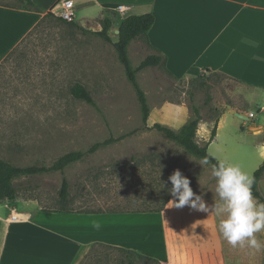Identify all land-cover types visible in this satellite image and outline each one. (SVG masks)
Instances as JSON below:
<instances>
[{
	"label": "rangeland",
	"instance_id": "rangeland-1",
	"mask_svg": "<svg viewBox=\"0 0 264 264\" xmlns=\"http://www.w3.org/2000/svg\"><path fill=\"white\" fill-rule=\"evenodd\" d=\"M75 2L76 22L88 31L49 15L0 64V157L20 166L51 165L70 151L86 152L96 142L111 137L117 140L87 153L63 172L16 179L21 188L18 199H31L36 209L51 211L144 210L151 203H158V193L171 195L169 177L180 169L189 177L194 192L215 201L212 166L200 165V159L161 132L144 127L138 97L114 47L118 39L116 30L124 15L104 11L86 0ZM0 4L16 6L20 0H0ZM52 8L48 12L53 13ZM105 17L114 21L109 31L112 41L95 33L102 30L101 20ZM154 52L143 39L134 40L129 46L134 67ZM203 75L210 84L209 104L204 89L191 84L193 78L175 77L162 67L138 72L151 108L148 126L159 122L172 128L184 118L193 117L194 92L193 103L200 107L202 121H207L203 127L208 124L213 128L219 111L230 106L248 109L244 98L247 94L250 101L255 99L251 108L256 117L246 120L229 113L227 123L223 122L219 128L218 139L209 145V152L239 163L254 175L264 162V133L257 135L261 131L249 129L253 120L264 122V110L260 111L264 106L263 92L206 70L200 76ZM76 83L90 90L97 106L72 94L71 87ZM244 122L245 128H241ZM198 140L205 142L199 137ZM64 176L71 186L68 203H63L59 195ZM260 190L264 191V175ZM126 213H134L127 217L131 218L127 223L142 233L136 241L144 233L149 236L150 247L159 248L162 227L158 214ZM134 259L137 264H160ZM80 264L129 263L125 252L112 246L94 245Z\"/></svg>",
	"mask_w": 264,
	"mask_h": 264
},
{
	"label": "crops",
	"instance_id": "crops-1",
	"mask_svg": "<svg viewBox=\"0 0 264 264\" xmlns=\"http://www.w3.org/2000/svg\"><path fill=\"white\" fill-rule=\"evenodd\" d=\"M33 1L35 8L30 10L21 2L16 6L0 4V64L58 2ZM86 3L104 11L112 9L124 17L153 13L155 23L148 41L155 49L150 48L166 56L167 69L175 77L191 79L206 70L224 74L264 94V0H86ZM119 5H125L127 11H117ZM244 98L248 109L227 108L211 143L218 139L219 128L223 122L227 123L229 113L252 114L246 120L256 117L251 108L255 99L250 101L247 94ZM263 110L264 106L260 108ZM187 119L172 128L179 129ZM253 121L249 130L258 129L261 133L257 135H263L264 122ZM205 122L199 126L203 127ZM202 129H198V137L208 141L212 127L207 124ZM260 192L264 196V191ZM204 200L208 212L189 206L171 207L169 201L156 213L162 227L159 248L150 247L149 236L144 233L136 241L142 233L127 223L131 221L127 217L134 213L51 211L36 209L31 199L3 201L0 264H80L94 245L131 249L157 259L160 264H264V249L257 252L247 246L234 248L223 239L219 220L212 213L215 201ZM16 213L22 217L12 219ZM257 238L264 242V232L258 233Z\"/></svg>",
	"mask_w": 264,
	"mask_h": 264
},
{
	"label": "trees",
	"instance_id": "trees-1",
	"mask_svg": "<svg viewBox=\"0 0 264 264\" xmlns=\"http://www.w3.org/2000/svg\"><path fill=\"white\" fill-rule=\"evenodd\" d=\"M20 2L22 3L25 9L30 10V9L35 8L33 0H20ZM106 11L116 12L112 9H109ZM49 15H54V14L51 12H47L42 18V20L35 26V28ZM58 18L66 24L76 26L80 30H83V31H88L86 28H84L80 23L76 21L67 22L66 20L60 17ZM113 22L114 21L111 17L103 18L101 20L102 30L95 32V33H97L98 35L106 39L107 41H112L109 31L113 25ZM154 23H155V15L153 13L132 14V15L123 17L118 26V30H119V33L117 34L118 39L116 42H114V47L117 51L118 58L120 62L122 63V65L124 66L127 78L132 84V86L134 87L136 95L138 97L144 127L148 129H156L157 131L161 132L166 138L180 145L190 155L200 160H203L204 158L207 157L209 159L208 165L213 166L214 164L217 163V161L216 159L213 158L214 157L213 155H210L209 144L216 136L217 123L225 110L218 112L217 117L214 119L215 124L211 130V137L208 141H205L204 143L199 142L198 137H197L199 124L202 121L203 117L201 115L200 107L193 103L194 92L191 93V107H192L194 116L188 118L187 121L179 129H173L159 122H156L153 126H148L147 122L150 117L151 108L148 103L147 94L139 83L138 76H137L138 72L148 67H162V68H165L169 73L171 72L167 69L166 56L159 51L154 52V53H149L138 66L134 67L132 64L130 55H129V46L132 43V41L143 39L147 42V44L150 47L154 48V46H151V44L148 41V33L150 29L152 28V26L154 25ZM208 72L213 73L210 71ZM213 74L226 76L221 73H213ZM191 84L193 86H200L201 88L204 89L206 96H207L206 103L209 104L210 101L212 100V96L210 94V84L205 79V75L198 76V77L191 79ZM71 92L76 98L84 100L93 106H97V103L95 99L93 98L90 90L85 85L81 83H76L71 87ZM214 109L216 110V108ZM116 140H117L116 138L111 137L109 139H106L103 142H96L86 152L80 151V150L70 151L60 156L51 165L37 163L33 165L20 166V165L13 164L3 159L2 157H0V202L15 201L18 199L21 188L15 182L16 179L21 178V177H31L37 174H42V173H47V172H52V171H62L63 172L64 169L68 165L83 159L87 153H93L97 151L101 146L110 144ZM263 175H264V162L254 172V175H253L255 179V183L253 185V194L261 202H264V196L261 194L259 190V181L261 180ZM70 188H71L70 183L67 177L64 176L62 180V186L59 191L60 199L63 203H68L70 201ZM158 194L160 196L158 203H155V204L151 203L149 207L145 208L144 210H127V211L113 210V211H108V212L109 213H126V212L160 213L166 207L167 203L171 200L172 195L167 194V193L164 194L161 192ZM61 211H69V209L63 208L61 209ZM85 212L86 213H103L107 211L92 210V211H85ZM113 248L125 252L129 264H137L136 260L134 259L136 257L143 259V260H150V261L159 263L157 259L141 254L131 249H126V248H121V247H113Z\"/></svg>",
	"mask_w": 264,
	"mask_h": 264
},
{
	"label": "clouds",
	"instance_id": "clouds-1",
	"mask_svg": "<svg viewBox=\"0 0 264 264\" xmlns=\"http://www.w3.org/2000/svg\"><path fill=\"white\" fill-rule=\"evenodd\" d=\"M213 158L217 163L211 168V175L216 181L212 213L219 220L221 236L234 248L247 246L257 252L261 251L264 242L257 238V234L264 232V202L253 194V175L239 163L218 156ZM199 164L207 165L209 159L206 157ZM169 180L172 184L169 191L174 197L170 201L171 207L189 206L193 210L209 211L203 196L193 191L189 177L180 169H176Z\"/></svg>",
	"mask_w": 264,
	"mask_h": 264
},
{
	"label": "built area",
	"instance_id": "built-area-1",
	"mask_svg": "<svg viewBox=\"0 0 264 264\" xmlns=\"http://www.w3.org/2000/svg\"><path fill=\"white\" fill-rule=\"evenodd\" d=\"M75 4V0H58L52 8V12L54 15L66 20L67 22H75ZM116 10L120 13H125L127 11V7L125 5H119ZM12 217V219H20L19 217H16L15 214H13Z\"/></svg>",
	"mask_w": 264,
	"mask_h": 264
},
{
	"label": "water",
	"instance_id": "water-1",
	"mask_svg": "<svg viewBox=\"0 0 264 264\" xmlns=\"http://www.w3.org/2000/svg\"><path fill=\"white\" fill-rule=\"evenodd\" d=\"M116 32L119 33V30L117 29ZM236 114H237L238 116H240L241 118H243V119H250L249 116L244 115V114H242L241 112H236Z\"/></svg>",
	"mask_w": 264,
	"mask_h": 264
},
{
	"label": "bare ground",
	"instance_id": "bare-ground-1",
	"mask_svg": "<svg viewBox=\"0 0 264 264\" xmlns=\"http://www.w3.org/2000/svg\"><path fill=\"white\" fill-rule=\"evenodd\" d=\"M16 215V217L19 215V216H21L20 214H18V213H16L15 214ZM22 217V216H21ZM20 218V217H19ZM124 226V225H123ZM115 234H116V232H115ZM110 235V234H109ZM112 238H114V237H112ZM131 238V237H130Z\"/></svg>",
	"mask_w": 264,
	"mask_h": 264
}]
</instances>
